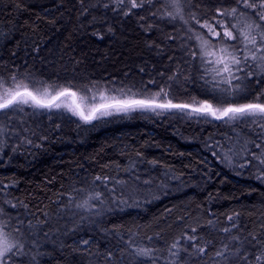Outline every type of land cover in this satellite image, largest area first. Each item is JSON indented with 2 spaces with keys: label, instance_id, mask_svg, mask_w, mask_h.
I'll use <instances>...</instances> for the list:
<instances>
[{
  "label": "trees",
  "instance_id": "1",
  "mask_svg": "<svg viewBox=\"0 0 264 264\" xmlns=\"http://www.w3.org/2000/svg\"><path fill=\"white\" fill-rule=\"evenodd\" d=\"M180 7L183 20L169 15L165 0L135 9L128 0H0V80L74 91L120 84L144 95L164 89L173 102L214 106L264 92V51L256 50L264 21L256 12L237 0ZM225 63L240 77L234 95L222 82ZM22 112V124L6 126L17 141L0 136V224L23 245L7 264H264L258 123L178 110L92 123Z\"/></svg>",
  "mask_w": 264,
  "mask_h": 264
},
{
  "label": "snow or ice",
  "instance_id": "2",
  "mask_svg": "<svg viewBox=\"0 0 264 264\" xmlns=\"http://www.w3.org/2000/svg\"><path fill=\"white\" fill-rule=\"evenodd\" d=\"M119 4H124L125 0H117ZM145 0H128L131 8H140L143 7ZM239 4H242V7L245 9H252L256 12V15L260 17V20L264 21V0H237ZM107 7V5H105ZM172 7L175 9V14L169 13L173 19L179 17L181 20L184 19L181 7L180 0H172ZM259 9V11H257ZM237 8L233 7L230 14H235ZM129 13H125L128 15ZM224 14H229L227 11ZM244 15V13H241ZM195 19V16L192 17ZM187 23V21H184ZM201 27H208L209 31L213 29L209 25H201ZM251 29L253 26L248 25ZM260 24H255V29H260ZM225 36L229 38H234L230 31H225ZM217 35H219L217 33ZM260 46L256 48L257 51H264V31L258 33ZM244 39L252 44L253 46L257 45V36L252 35L251 32L244 33ZM227 56L231 57V61L235 65L241 63V59L238 58L234 53H228L226 50H222ZM253 60L256 59L255 53L251 57ZM244 60L248 59V56L245 55ZM261 60H264V56L260 57ZM223 60V56L221 57ZM264 67V66H262ZM224 72L229 73V76L226 80L222 81L232 86L233 79H240L238 76H234L231 72L230 66L225 63ZM251 75V73H249ZM171 79V77H170ZM13 84L6 85L3 80H0V113L8 115L9 111H23L22 106H30L34 109H46L52 111L54 109L58 110L61 108L66 109L71 112L72 115L78 116L85 123H91L94 120L103 119L108 116L127 115L130 112L135 111H152L157 115L161 112H168L172 110H178L181 112H191L200 116H211L215 120H223L225 123H231L236 121H243L245 123H260V126L264 128V99L261 97L264 96V92L258 93L254 99L246 102H236L235 99L230 101H217L214 106L213 103L208 101L202 102H193L189 103H176L169 98V93L164 89L156 92L152 96H144L143 98L139 97L136 93H133L131 96L126 94H121V97L116 95H109L103 90H97L93 92L92 88H88L87 92H80L72 90L71 86L54 88L51 85H41L35 86L25 83L23 81H17L16 77H12ZM233 92L229 95H234L242 91L239 85L232 86ZM52 89V90H50ZM221 91L226 92L227 89H221ZM88 93H92L89 95ZM70 98V102H69ZM251 118V119H250ZM3 132V129L0 128V133ZM257 148L260 147L259 144L256 145ZM264 155V153H262ZM264 163V160H262ZM97 180L101 178L96 177ZM99 198V194L96 197ZM15 207V205H13ZM3 210L0 209V214ZM228 220H233L232 216L228 217ZM6 225L0 224V264H6V258L8 254L12 253L14 248L22 249L23 245L15 242H10L8 240L7 234L4 232ZM230 229L225 228L224 231L227 233ZM192 232H196V229L193 228ZM184 239L189 242H194L196 240L195 236H185ZM235 239V237H234ZM255 239V237H253ZM87 243V242H85ZM180 241L177 240L171 245L172 249H178ZM227 247V246H225ZM197 251L200 254H203L205 251L204 248H197ZM138 256H150V250L140 249L136 253ZM172 255H176L175 252ZM217 256H222L223 252H217ZM261 256H257L256 260L260 261Z\"/></svg>",
  "mask_w": 264,
  "mask_h": 264
},
{
  "label": "rangeland",
  "instance_id": "3",
  "mask_svg": "<svg viewBox=\"0 0 264 264\" xmlns=\"http://www.w3.org/2000/svg\"><path fill=\"white\" fill-rule=\"evenodd\" d=\"M165 1L169 5L170 11H168V12L169 13L171 12V13L175 14V9L172 7V0H165ZM5 84L9 85V86L12 85L11 83L6 82V81H5ZM41 85H43V84H40V85L39 84H35V86H41ZM53 87L54 88H59L60 86H53ZM89 88H92L93 92H96L97 90H103L109 95H116L118 98L121 97L122 93L126 94V95H129V96H131L133 93H136L141 98H143L144 96H152L153 94H155V93H153L151 95H149V94L144 95L143 93L136 92L133 89H131V88L127 87V86H124V85H120V84L95 85V86H92V87H89ZM87 89H85L83 91H80V92H87ZM50 90H52V89H50ZM0 91H2V90H0ZM88 94L91 95L92 93H88ZM69 102H70V98H69ZM22 107H23L24 111H27V112L29 111L30 113H32V114H34L36 116L43 115L44 117H48V118H51V117H53V118L54 117L55 118H70V119H75V120L82 121L78 116L72 115L71 112L67 111L64 108H61V109H58V110L54 109L52 111H48L46 109H34V108L30 107V106H22ZM136 112H140V111L130 112L127 115L132 114V113H136ZM161 113H163V112H161ZM120 115H123V114H120ZM108 117H111V116H108ZM105 118H107V117H105ZM25 119H26V115L23 114L22 111H9L8 115H4V114L0 113V128L3 129V132L0 133V136L2 137L4 132L12 133V131H10L9 129L6 130V126L10 125L8 122H12L13 125H20V124H22L25 121ZM94 121H96V120H94ZM94 121H92V122H94ZM258 127L261 129V131H262L261 133L264 134V128H262L260 126V123H258ZM12 134H13L12 135V140L13 141H17L18 133L15 132V133H12ZM263 134L261 135L262 139L260 138V140L257 142V144H259L260 147L257 148L255 146V150L253 148V156H256L258 158V155H260L259 156L260 159H258V161L256 162V164H258V165L259 164L264 165V163H262V160H264V155H262V153H264V135ZM249 146H253V145L250 144ZM244 166H249V163H246ZM4 232L7 234L8 240L10 242L17 243V239L14 236H12V233L10 231L4 229ZM18 250H19V248H14L12 253H9L8 255L16 256L15 252H17ZM7 262H8V258H6V264H7Z\"/></svg>",
  "mask_w": 264,
  "mask_h": 264
}]
</instances>
